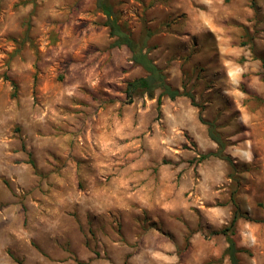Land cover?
I'll return each instance as SVG.
<instances>
[{"label":"rangeland","instance_id":"374dc122","mask_svg":"<svg viewBox=\"0 0 264 264\" xmlns=\"http://www.w3.org/2000/svg\"><path fill=\"white\" fill-rule=\"evenodd\" d=\"M109 1L132 35L174 12L169 0ZM255 2L249 56L264 75V0ZM238 7L201 5L219 24L236 23ZM106 20L96 0H0V264H231L221 231L236 190L241 264H264V100L213 111L226 138L247 129L252 144L233 150L244 158L239 181L228 168L213 188L215 166L119 138L125 110L133 114L140 98L128 101L129 49L108 48ZM189 174L202 179L201 192L159 199L146 188L161 175L179 184Z\"/></svg>","mask_w":264,"mask_h":264},{"label":"crops","instance_id":"0c3cea01","mask_svg":"<svg viewBox=\"0 0 264 264\" xmlns=\"http://www.w3.org/2000/svg\"><path fill=\"white\" fill-rule=\"evenodd\" d=\"M159 1L156 0L155 3L159 4ZM169 1L172 7L174 6L172 15L169 13V20L158 22L147 19L142 33L133 36L140 41L147 36L148 32L152 33L148 42V47L151 48L150 57L165 72L172 88L180 92L187 90L192 93L196 102L204 109L201 111L194 107L191 100L184 96L174 101L164 96L161 107L162 116L159 122L155 123L154 120L158 118V100L162 92L157 91L154 97L144 95L139 97L140 100L134 104L133 114L130 112L131 108L125 110V131L119 132L118 136L125 140L131 137L135 141L134 145L140 147L144 145V150L148 151L180 148V160H199L201 156L215 153L218 150V145L209 137L208 127L200 121L202 112L206 121L216 122L219 126V132L229 143L227 154L238 166L244 158L233 154V150L246 152L252 150L250 139L246 138L249 131L245 129L235 133L231 138H226L221 131L218 114L213 111H220L226 103H235L236 108L240 109L245 103L248 105L257 100H264L263 67L250 58L249 47L251 45L242 44L248 43L250 32L248 25L249 20L254 17V9L249 7V0H236V5L240 4L237 8L240 10L236 14L237 22L219 24L215 21L213 14L208 17V14L203 13L201 9L204 2H212V0ZM179 10L183 12L179 13ZM183 14L186 15L185 18L179 17ZM114 42L115 39L112 38L108 48H111ZM111 50L120 51V48ZM131 57L130 53V59ZM129 65L125 66L127 70L122 78L126 79L124 85L148 75L143 68L134 65L131 60ZM106 93L112 97L119 95L122 99L125 96L124 92L117 94L110 88ZM91 107L96 106L91 105ZM214 107L218 108L214 109ZM113 108L115 109V106ZM102 112L103 110L99 118L105 116ZM95 117L97 118L98 115ZM241 119L244 121L243 116ZM144 134L146 135L145 143L138 139ZM191 142L196 145V148ZM147 161L143 163L153 164L151 160ZM200 165L216 167L214 182L209 183L213 185V188L220 185L216 182V178L228 172V168L230 174L229 165L216 157H210ZM174 166L179 165L174 163ZM172 179L167 180L161 175L158 182L153 179L146 188L158 189L159 199L169 195L184 198L194 189H198L199 192L202 190V179L195 180L192 174L182 176V182L179 184L175 183V176Z\"/></svg>","mask_w":264,"mask_h":264},{"label":"trees","instance_id":"16d2710c","mask_svg":"<svg viewBox=\"0 0 264 264\" xmlns=\"http://www.w3.org/2000/svg\"><path fill=\"white\" fill-rule=\"evenodd\" d=\"M252 3L253 9H257L255 0ZM96 6L106 17L105 27L110 29L111 38L115 39V42L111 45V48L127 47L132 55L131 61L134 65L144 69L148 74L146 77L136 79L128 84L127 97L131 102L132 98L136 96L148 95L154 97L157 91H161V95L158 100V110L161 112L162 98L168 96L172 101L178 97H187L191 100L192 105L199 108L201 111L204 109L200 104L196 102L195 96L185 90L180 92L170 86L167 80L165 72L155 64L154 60L150 57L151 48L148 47L149 39L152 36L151 32L147 33V36L137 41L134 36L128 30V27L120 22L119 16L114 10L109 0H96ZM249 36V33H248ZM250 42V40H249ZM248 43H242L244 46ZM264 78V75H263ZM13 87L17 89V85L13 82ZM16 95L14 94V97ZM200 121L202 124L208 127V134L210 139L218 145V150L215 153L203 155L199 158L198 162L202 163L210 157H216L225 161L230 167L229 178L233 181H239L237 174L238 166L234 163L230 155L227 154V148L229 143L224 139L223 135L219 132V126L216 122L206 121L202 112L200 114ZM238 190L233 191L231 194V203L235 208L233 211V218L228 228L221 231V234L225 237L228 248L225 251V256L229 258L231 264H241L240 254L241 250L236 242V228L240 219L243 218V214L239 210V204L237 200Z\"/></svg>","mask_w":264,"mask_h":264}]
</instances>
